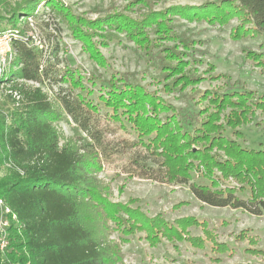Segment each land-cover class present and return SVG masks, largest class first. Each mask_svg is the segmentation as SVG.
<instances>
[{
  "label": "trees",
  "instance_id": "obj_1",
  "mask_svg": "<svg viewBox=\"0 0 264 264\" xmlns=\"http://www.w3.org/2000/svg\"><path fill=\"white\" fill-rule=\"evenodd\" d=\"M38 1L29 0L21 9L23 15L34 16ZM152 3V0H131L126 4L130 9L146 8L137 18L113 11L89 21L64 8L61 0H47L50 9L66 20L73 37L82 41L83 50L99 63L103 62V57L91 40L96 32L89 33L87 28L110 27L126 35L146 51L145 55L156 53L158 83L167 91L184 90L203 79L195 74L197 69L191 67L192 61H200L189 53L193 42L174 33L173 17L224 25L230 16L236 15L239 23L231 29L233 39L264 32V0L206 1L199 6L162 10L153 9ZM3 22L0 14V26ZM17 22V13L6 21L12 29H17L16 35L9 39L14 57L9 68L0 70V85L8 90L0 101V171L5 169L0 175V199L16 214L17 222L9 227V247L4 257L0 252V264H115L80 215L81 198L88 183L86 155L82 151L90 159H96L98 154L81 151L79 146L60 145L53 124L66 114L85 128L79 122L81 100H71L60 91L53 92V86L59 81L69 82L71 88L85 89L84 76L71 66L59 71V46L54 40L58 34L47 31L48 21L38 24V45L32 34H26L29 24L22 27ZM155 35L162 38L155 39ZM163 39L173 43L167 46ZM93 78L90 76L87 80ZM247 94L252 100V95ZM222 95L227 94L202 92L201 100L209 104L198 114L204 115L206 109L210 112L199 120L195 116L189 121L190 130L172 104L140 82L130 81L126 75L111 76L99 99L111 110L114 119L121 121L123 116L135 129L139 142L164 169L161 181L187 183L195 173L209 182L188 183L191 193L201 202L242 208L260 215L264 212V146L257 149L242 146L238 139H243L244 134L238 128L255 109L263 107V102L248 101L244 94H239V100L227 101ZM83 102L87 109H95L91 101ZM223 112L226 114L222 124L219 115ZM226 128L231 129L232 137L223 134ZM229 176L237 183L227 181ZM237 190H248L249 195L241 198L235 194ZM105 205L108 206L107 202ZM125 209L126 217L121 209H116L112 215L113 210L109 208L115 227L123 233H132L138 226L145 227L146 237L152 240L160 230L172 229L159 214L148 218L138 209ZM176 221L182 232L189 224L202 225L193 217ZM179 235L183 237L181 231Z\"/></svg>",
  "mask_w": 264,
  "mask_h": 264
},
{
  "label": "rangeland",
  "instance_id": "obj_2",
  "mask_svg": "<svg viewBox=\"0 0 264 264\" xmlns=\"http://www.w3.org/2000/svg\"><path fill=\"white\" fill-rule=\"evenodd\" d=\"M61 1L64 8L89 21L113 11L137 18L146 10L144 6L126 8L131 0ZM152 1L153 9L162 10L199 6L206 1L219 0ZM28 2L0 0V14L4 20L0 26L3 29L0 32V70L9 68L14 57L9 39L11 35H16L17 29H12L6 21L17 13V24L22 27L29 24L26 34H32L37 45L40 36L38 24L43 25L44 21H48L47 31L58 34L54 40L59 46V71L71 66L83 74L85 89L71 88L69 82L59 81L53 86V92L60 91L71 100H81L79 122L85 128L66 114L55 119L53 124L60 145L79 146L81 151L85 149L98 154L96 159H90L82 151L86 155L88 183L81 198L80 215L83 223L106 247L115 264H264V212L256 215L242 208L212 206L201 202L191 193L188 183L209 182L195 173L187 183L161 181V171L164 169L139 142L135 129L123 116L121 121L114 119L111 110L99 99V94L108 87L111 76L126 75L130 81L140 82L172 104L180 112L186 129H191L188 122L194 120L195 116L199 120L210 112L206 109L204 115L198 114L200 109L209 104L200 98L204 90L227 94L222 95L227 101L235 98L239 100V94H244L248 101L263 102L264 107V32L233 39L231 29L239 23L236 15L230 16L224 25L173 17L174 33L193 42L189 53L200 61H192L191 67L196 68L195 74L201 75L203 79L184 90L176 88L167 91L163 89L162 83H158L160 77L156 53L145 55L146 51L110 27L103 30L87 28L85 30L89 33L96 32L91 40L98 54L103 57V62L99 63L83 50L82 41L73 37L66 20H62L53 8L50 9L47 0L37 2L34 16L23 15L25 13L21 11ZM101 34H104L103 37ZM157 36L154 38H162L161 35ZM163 41L167 46L173 43L168 39ZM90 76L94 78L87 80ZM92 81L94 85H91ZM117 84L120 86V83ZM247 92L252 95V100H249ZM7 93L8 90L0 85V101ZM83 100L91 101L95 109H87ZM263 107L255 109L254 114H250L238 128L244 134L243 139H238L242 146L252 149L264 146ZM224 114L226 112L219 115L221 123L225 120ZM223 134L232 137L230 128H226ZM4 172L2 168L0 175ZM233 180L230 176L227 178V181ZM235 194L247 198L249 191L237 190ZM109 208L113 210L112 215L116 209H121L124 217L127 216L125 208L138 209L148 218L159 214L172 225L169 226L172 229L160 230L152 240L146 237L148 231L145 227L138 226L132 233H123L115 227ZM183 217H193L202 225L189 224L182 232L176 219ZM180 231L183 237H180Z\"/></svg>",
  "mask_w": 264,
  "mask_h": 264
},
{
  "label": "built area",
  "instance_id": "obj_3",
  "mask_svg": "<svg viewBox=\"0 0 264 264\" xmlns=\"http://www.w3.org/2000/svg\"><path fill=\"white\" fill-rule=\"evenodd\" d=\"M17 217L14 212L0 199V252L4 253L9 247L8 230L11 225L16 224ZM14 264V263H10Z\"/></svg>",
  "mask_w": 264,
  "mask_h": 264
}]
</instances>
